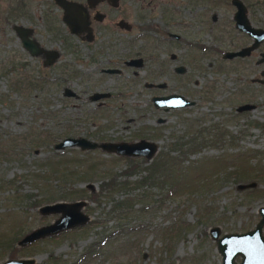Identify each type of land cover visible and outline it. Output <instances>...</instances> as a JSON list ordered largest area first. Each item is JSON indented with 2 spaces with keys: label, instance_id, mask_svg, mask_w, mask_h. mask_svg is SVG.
<instances>
[{
  "label": "rangeland",
  "instance_id": "rangeland-1",
  "mask_svg": "<svg viewBox=\"0 0 264 264\" xmlns=\"http://www.w3.org/2000/svg\"><path fill=\"white\" fill-rule=\"evenodd\" d=\"M242 1L250 24L264 27V0ZM47 3L0 0V261L13 248V258H31V264H219L209 228L219 227V235L246 231L264 206V62L258 61L264 39L247 55L222 56L251 42L234 27L230 0H118L117 8H100L136 25L124 34L112 32L123 40L122 50L105 42L89 61L81 44L76 55L62 50L66 39L57 27L68 32L53 7L48 13L57 37L47 30L42 17ZM12 23L29 27L40 44L60 51L54 66L43 69L39 57L27 53ZM101 26L95 31H110ZM133 56L142 57L143 65L124 67L123 60ZM116 58L121 73L100 72ZM178 62L185 66L182 74L171 69ZM159 82L165 85L158 87ZM63 87L75 95H64ZM94 90L112 96L90 100ZM170 93L193 103L166 109L152 104V96ZM243 103L252 108L238 111ZM79 136L95 142L145 139L156 148L149 158L75 145L53 148ZM191 138L196 140L193 151L186 149L192 148ZM175 144L188 151L185 157L177 156ZM166 155L180 160L175 192L166 196L158 187L144 189L151 193L147 207L141 208L145 201L139 197L125 221L117 220L111 199L142 189L102 190L101 181L111 173L116 181L134 184L138 171L121 175L128 163L143 167ZM87 159L99 165L98 171L87 172ZM49 160L65 161L56 163L53 172ZM235 170L247 175L235 178ZM195 171L210 183L183 185L194 180ZM181 175L189 177L186 182L181 183ZM251 181L253 186L237 187ZM74 201L84 203L78 208L88 216L83 224L17 244L24 233L60 215L41 213L40 206ZM261 232L264 237V223Z\"/></svg>",
  "mask_w": 264,
  "mask_h": 264
},
{
  "label": "water",
  "instance_id": "water-1",
  "mask_svg": "<svg viewBox=\"0 0 264 264\" xmlns=\"http://www.w3.org/2000/svg\"><path fill=\"white\" fill-rule=\"evenodd\" d=\"M89 5L101 0H86ZM111 5H116L118 0H105ZM55 2L63 9L62 21L67 26L69 32L78 33L85 26L84 15L80 14L77 18L71 16L70 11H77L80 8L77 3L69 2L66 0H55ZM230 3L234 6V12L232 15L233 25L240 31L245 32L251 37V42L239 49L232 51H224L222 56L225 58H232L235 56L247 55L251 49L255 48L258 43L264 39V27L253 26L250 24L246 13V6L242 0H230ZM122 21L118 22L119 26L122 25ZM126 27V26H125ZM11 28L15 32L16 36L20 39L22 47L27 50L30 55H38L40 52L45 54L44 64H50L55 59L56 50H45L39 47L38 44L27 36L31 32V29L21 24L12 23ZM177 37V34H172ZM258 61L264 62V50L260 52V58ZM127 64L134 65L136 67L141 65L139 57L129 59ZM107 71H113V69H106ZM183 66L175 67V71H183ZM261 74L264 75V69ZM264 82V78L261 80ZM64 95H73V92L67 87L63 88ZM106 93H92L90 95L91 100H96ZM152 104L155 106H161L166 108H176L193 103L192 100L186 99L180 94L170 93L166 95H154L151 97ZM252 108L249 103H243L236 107L238 111ZM76 144L80 149H93L101 148L108 152H114L120 155L136 156L143 155L149 158L155 151V144L145 139H139L137 141H101L95 142L89 138H64L61 141L55 143L53 148L61 149L67 145ZM254 182L238 183V188H245L253 186ZM83 204L82 201H74L69 203H56L45 204L39 207L41 213L60 212V215L54 219L51 223L41 225L35 229H32L24 233L16 242L18 245H24L39 237L53 234L59 230L73 227L76 224H83L87 220V215L79 211V207ZM259 218L250 229L243 232H223L219 235V227L211 226L209 228V236L215 241L216 248L220 253L219 264H264V237L261 229L264 223V206L258 208ZM238 257V260L235 258ZM33 260L31 258H13L8 257L0 264H31Z\"/></svg>",
  "mask_w": 264,
  "mask_h": 264
},
{
  "label": "flooded vegetation",
  "instance_id": "flooded-vegetation-1",
  "mask_svg": "<svg viewBox=\"0 0 264 264\" xmlns=\"http://www.w3.org/2000/svg\"><path fill=\"white\" fill-rule=\"evenodd\" d=\"M66 1L75 2V3L78 4V6L80 8V11L78 9V12L75 11L77 13H75L74 11L72 12V13H75V15H76L77 18H78V16H80V14L84 15V18H85V26L78 33H71V32H69L67 26L62 21L63 9L55 2V0H48V3L46 4L47 5V9L45 7V10L43 11V15H42L45 23L47 24V30L50 32V34L55 35V38L57 36H56V33L54 32V28H53V26L51 24L52 23V17L50 15V13H48V11H50L51 7H53V9H54L53 12L55 13V17H57L56 20L60 22V24L63 26V28L67 29V32L68 33L64 35L63 33H61L60 28L56 26L58 28V30H57L58 31V34L60 36H62L63 39H66V40H64V42L66 44L63 43V45H64L63 48H62L63 51H66L67 54H69V55H70V53H73L74 55H76L77 52H78L77 47H78V45L81 44V45H83V47H86L88 49V51H89V53L87 55L88 56V60L89 61H92L93 57L90 56V53L93 54V56H94V53L97 51V47L99 49H102L105 42H109L110 44H112V46H114V44H116L115 47H118L119 50H122L123 46L121 48L120 45H121V43H123V40L119 36H117V37H115V36L116 35H119V34H124L127 30H131L133 27H135V25H136L135 20L132 23V22H130L129 18H126L125 16L121 15L120 13H116V14L111 15V14H108L104 9H101L100 8V6H107L108 8H117L118 1H117L116 5H114V6L111 5L110 3H108L105 0H101V1L94 2V3H92V5H89L86 0H66ZM48 15L50 16V18H48ZM52 16H53V22H54V20H55L54 15L52 14ZM111 16H115V17H111ZM214 18H215V15H214L213 19ZM119 21H122L123 22L122 23L123 26H119L118 25V22ZM168 22H170V21H168ZM171 24H174V23H171ZM55 25H57V24L55 23L54 26ZM99 25H102L101 26L102 29L105 28V29H108L110 31H106V33H103V32L102 33H99V32H97L99 30H96L95 31L94 28H96ZM114 30H117L116 31L117 32L116 35H114L112 33ZM31 33H32V31L29 33V35L27 37L29 39H33L38 44L39 47H42L45 50H56L57 51L56 57L52 61V63L46 64V65L44 64L45 57L43 56V52H40V54H38V55H32V56L37 57V59L39 57V59H40V65L43 67V69L44 68H47L49 66L51 67V65L54 66L53 64L56 61L59 60L58 58L60 56V51L58 49L52 47V46L40 44L38 42V40L35 39L34 36H32ZM50 34H49V36H50ZM167 34H168L169 37H172V38H175V39H178V37H179V35L177 33H174V32L167 31ZM172 34H177V37H174ZM124 42H125V45H127L128 40H124ZM112 46H111V48H112ZM115 47L113 48V51H112L114 55L116 54ZM137 57L140 58V60H141V66H142L143 65V59H142V57H140V56H133V57H129V58L123 60V63L125 64L124 67H132V66H134V65L127 64L126 62L129 59L137 58ZM167 57L173 60V59H175L176 54L173 53V52H168V56ZM111 61L113 63L111 65L110 64H107V65H110V66L101 67L99 69L100 72L117 73V74L121 73V71L123 69L122 66L117 67L114 64V62L117 61V58L115 60H110V62ZM177 66H183L184 67V70L181 71V72L180 71H178V72L175 71V67H177ZM134 67H136V66H134ZM106 69H113V71H107ZM171 69H172L173 72H175L177 74H182L185 71V66L183 64H181V63L178 62L177 64H174L171 67ZM157 84H159L158 87H162V86L165 85L164 82H162V83L159 82ZM145 85L150 86L151 83L150 82H147ZM92 93H106L105 96H102L100 98H109L110 96H112V93H110L107 90H94L91 93H89V99H90V95ZM73 95H75V94L73 93ZM98 100H99V98H98ZM158 122H161V121L159 120ZM236 260H238V259H236Z\"/></svg>",
  "mask_w": 264,
  "mask_h": 264
},
{
  "label": "trees",
  "instance_id": "trees-1",
  "mask_svg": "<svg viewBox=\"0 0 264 264\" xmlns=\"http://www.w3.org/2000/svg\"><path fill=\"white\" fill-rule=\"evenodd\" d=\"M18 8V7H17ZM220 53L223 52L222 49H217ZM222 137V133L220 134V136L218 137L221 138ZM196 140L195 139H190L189 140V144H191L192 148H187V150L193 151L196 148L193 149V146L195 145ZM174 149L177 150V156L180 155L181 158L185 157V154L188 153L187 150H182L180 148V145L175 144V146L173 147ZM174 157V156H173ZM177 158V161L172 158V156L166 155L164 158L162 157H157L155 158L156 160L154 161H150L148 163L147 166H140V163L136 162V161H132L130 163H128V165L121 170V175H125L128 176L131 173H134L136 171L139 172V177L138 179L134 182V184H131L129 181H116V177L115 175L108 174L109 176L107 177V179L105 181H101L100 183V187H105L104 189H108L110 191V189L114 190V189H127L129 190V188H137V189H142V191L138 194V195H134V196H123L120 199H111L112 202V207H111V212H113L114 216L116 217L117 220H120L122 222L125 221V218H127L128 214L133 211V203L137 202L139 200H136L137 198L139 199V197L144 198L143 200L145 202H143L141 204V208L145 207L146 205L149 204L150 200L149 198H151V193L144 190L147 188H152V187H158L163 191V194L166 196H171V194H173L175 192V190L177 189V181L178 177L180 175L179 172H176L175 170L177 169V165L180 162V160ZM94 159V158H92ZM87 163H90L91 166L87 169V172H93V171H98V164H95V162L91 159H87ZM65 160H61V161H56V162H50V160L48 161L47 165L54 167V169L52 170L53 172H57V165H55L56 163L59 162H64ZM55 165V166H53ZM196 170V169H194ZM68 170H64L63 169V173L67 172ZM62 174V170L60 171ZM142 173V174H141ZM243 173L244 175H247V172H239L235 170L234 176L235 178H238L239 175ZM194 180H190L189 177L186 178V176L181 175V183L186 182V180L189 178V183H185L183 185L185 186H190L191 188H202L203 186L207 185L208 183H210L211 180L204 181L203 177L198 175V171L194 172ZM253 179V178H252ZM92 197L94 198H98L97 193H92L91 194ZM147 207V206H146ZM119 225H122L123 223L119 222ZM125 226H121V227H126ZM18 235L15 236L14 238L17 239ZM8 257H14V252H13V248L10 249L9 254L7 255Z\"/></svg>",
  "mask_w": 264,
  "mask_h": 264
},
{
  "label": "bare ground",
  "instance_id": "bare-ground-1",
  "mask_svg": "<svg viewBox=\"0 0 264 264\" xmlns=\"http://www.w3.org/2000/svg\"><path fill=\"white\" fill-rule=\"evenodd\" d=\"M70 12H71V14H70L71 16H73L74 18H77L76 15H75V13H77L78 10H77V12L74 11L75 13H72L73 11H70ZM77 19H78V18H77ZM17 37H18V36H17ZM43 56L46 57L44 53H43ZM159 107H161V106H159ZM73 145L78 146V145H76V144H73ZM73 145H67V146H73ZM67 146H64V147H67ZM64 147H63V148H64ZM96 148H98V147H96ZM61 149H62V148H61ZM83 204H84V203H83Z\"/></svg>",
  "mask_w": 264,
  "mask_h": 264
}]
</instances>
